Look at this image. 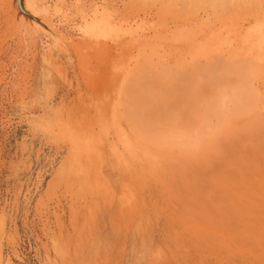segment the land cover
<instances>
[{
	"label": "bare ground",
	"instance_id": "1",
	"mask_svg": "<svg viewBox=\"0 0 264 264\" xmlns=\"http://www.w3.org/2000/svg\"><path fill=\"white\" fill-rule=\"evenodd\" d=\"M72 1L69 5L79 20L71 28L77 34H70L65 39L78 59H109L112 49L118 59L128 52L133 54L131 65L123 69L125 78L112 104L115 109L112 116H117L115 121L112 120L117 125L115 134L127 157L125 164L117 169L118 179L125 182L121 188L129 186L131 189L129 198H126L131 201L130 206L127 204V208L120 209L118 216H130L136 222L137 234L150 236L146 207L155 206L157 202L165 205L170 198L182 200L186 206H180L176 216L185 219L187 225L175 230L174 235L175 238L192 235L198 258L208 253L216 256L215 263L220 260L226 264H264V0H188L190 7L197 5L208 9L206 17L201 16L200 20L191 23L186 22L188 13L182 10L185 6L176 9L177 0H172L170 6V1H166L160 5V14L169 12L176 21V30L169 34V38L164 35L171 32L166 23L160 25V31L152 28L150 32L143 27L147 22L142 19L137 21L140 24L136 22V26L128 27V22V29L121 23L122 29L113 7L100 6L94 0ZM28 3L34 12L49 14L45 3L33 0ZM4 7L7 6L4 4ZM227 7L230 16L233 15V22L229 18L228 23L222 19L213 23L211 16ZM237 18L241 20L238 22ZM179 19H185V23L181 24ZM27 26L30 32L39 27L38 22ZM54 33L55 37L63 39L59 32ZM73 35L76 39L72 38ZM162 39H172L179 45L163 46ZM53 64L51 62V66ZM104 99L108 101V98ZM108 140L105 146L117 151L109 135ZM246 142H251L252 146L246 147ZM85 143V137L74 139L68 149L70 152L84 151ZM106 147L99 150L100 162L97 163L105 161ZM88 164L90 169L100 165H91L89 160ZM96 172L99 171L96 169ZM103 179V190L99 194L104 206L115 197L108 174ZM88 190L85 192L87 198ZM90 191L92 195L93 190ZM90 202L94 206L91 199ZM157 208L153 207V212L159 216L160 209ZM91 224L88 228L93 226ZM77 226L74 227L76 230ZM4 229L0 224L1 235ZM81 237L84 238L83 234ZM103 246L104 250L106 247ZM252 249L258 254H253ZM1 250L0 247V263ZM247 252H252L249 258L245 255ZM4 264H9L8 259Z\"/></svg>",
	"mask_w": 264,
	"mask_h": 264
},
{
	"label": "rangeland",
	"instance_id": "2",
	"mask_svg": "<svg viewBox=\"0 0 264 264\" xmlns=\"http://www.w3.org/2000/svg\"><path fill=\"white\" fill-rule=\"evenodd\" d=\"M33 1L45 3L49 14L34 12L28 0H20L19 6L17 0H0V224L5 228L3 236L0 234L3 255L0 264H4L5 259H8L9 264H218L221 262L219 260L215 263L216 256H210L208 253L206 255L204 253L205 257L202 254L203 257L201 255V258H198L200 256L196 254L198 251L192 242V235L176 237L181 243L177 242L174 231L181 230L187 225L185 219L176 216L179 207L186 206L182 200L170 198L165 205L157 202L155 206L146 207V212L148 211L146 216L152 232L150 236L149 234L139 236L135 230L136 222L130 216H118L120 209L122 211L130 206L131 201L127 199L131 189L128 188L129 186L121 188L125 182L121 177L118 179L117 169L125 164L127 157L116 135L117 125L113 124V121L117 116H112L115 114L112 104L115 103L117 90L125 78L123 69L131 65L133 54L128 52L118 59L112 49L109 59H78L71 46L68 47V40L65 39L70 34H77L71 28L79 20L69 5L73 1ZM94 1L98 5L114 8L118 25L122 27L123 24L125 29L140 24L137 21L144 19L147 22V25L143 26L147 28L146 31L151 32L153 29L160 31V25L166 23L171 32L164 35L169 38V34L176 30L174 27L176 21L168 14L169 12L163 15L159 11L162 3L170 1L168 3L170 6L172 0ZM187 2L188 0H177V7L175 6L176 9L185 6L182 10L188 13L185 16L186 22H196L201 16L206 17L205 13L208 12L206 7H197V5L190 7ZM4 4L7 7H4ZM185 19H179L181 22H178L184 24ZM211 19L216 24L221 19L224 22L227 20V23L229 20L233 22L234 18L233 15L230 16L227 7L217 15H212ZM239 20L241 19H238V22ZM35 22H38L39 27L33 32L28 31L27 24L34 25ZM54 31L59 32L63 39L55 37ZM72 38L76 39L74 35ZM162 40L163 46L166 47L172 43L174 46L179 45V42L175 43L176 41L172 39V42L170 39ZM51 62H54L53 67ZM104 98H108V101ZM108 103L111 107L107 105ZM107 134L117 151L111 146H105L109 141ZM81 137L87 138V143L84 151L76 150L77 155H75L74 151H69L68 145L72 140ZM98 142L101 144L98 145ZM246 143V147L252 146L251 142ZM104 147H106L105 161L100 164L97 163L98 153ZM91 155L94 159H91L93 158ZM88 160L91 165L95 163L101 165H98L99 168L95 166L101 174L96 172L95 168L88 167ZM105 174H108L111 181L115 199L103 206L100 194L103 190ZM84 178L86 180L82 181ZM97 178L102 180L98 182ZM87 189L93 190L92 195L88 190V198L96 195L93 199L98 201L90 198L94 206L87 198V193L85 194ZM156 206L160 209L157 208L159 216L154 215L153 212V207ZM90 223L93 228H88ZM118 228L120 229L117 230ZM114 230L117 232L115 233ZM74 232H77V235H73ZM82 234L84 238L81 237ZM103 243L106 247L104 250L101 247ZM181 244L184 246L181 247ZM186 247L190 249L189 252ZM252 252L258 254L256 250L252 249ZM252 252H247L246 257L249 258ZM222 257L225 259L223 255ZM200 261L202 262L199 263Z\"/></svg>",
	"mask_w": 264,
	"mask_h": 264
},
{
	"label": "water",
	"instance_id": "3",
	"mask_svg": "<svg viewBox=\"0 0 264 264\" xmlns=\"http://www.w3.org/2000/svg\"><path fill=\"white\" fill-rule=\"evenodd\" d=\"M17 2H18V6H19V2H20V0H17Z\"/></svg>",
	"mask_w": 264,
	"mask_h": 264
}]
</instances>
